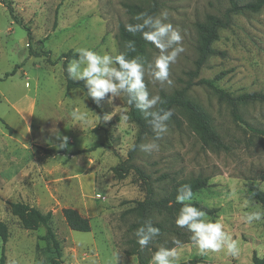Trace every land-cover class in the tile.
<instances>
[{"label":"rangeland","instance_id":"obj_1","mask_svg":"<svg viewBox=\"0 0 264 264\" xmlns=\"http://www.w3.org/2000/svg\"><path fill=\"white\" fill-rule=\"evenodd\" d=\"M142 1L0 0V220L8 229L5 243L0 237L2 264H139L127 252L128 227L135 216L126 210L144 191L135 174L118 178L112 171L128 158L138 127L129 120L123 95L97 104L80 88L67 90L60 54L79 48L121 53L118 27L130 17L124 4ZM229 6L230 0H162L157 17L167 12L164 22L180 30L184 51L170 66L171 85L153 84L146 76L150 96L161 97L185 84L197 56L195 23L210 13L221 16ZM214 46L223 54L211 56L193 81L220 75L217 85L232 96L264 92V6L232 13ZM156 55L158 49L150 44L145 65ZM188 96L209 114L227 148H207L185 124L176 128L166 122L168 131L157 141L160 151L142 150L141 145L155 139L147 136L133 162L153 176H208L209 185L194 191L191 201L213 208L205 219H222L224 230L239 242L236 258L200 255L185 242L175 246L178 262L200 258L198 264H252L254 255L264 256V219L248 225L241 216L264 211L248 193L251 182L264 190V138L250 127H264V103H238V120L203 84H194ZM73 112L83 119H74ZM63 137L67 147L60 149L56 145ZM18 201L51 211L49 225L60 242V258L43 238L46 226L26 229L12 214L10 202ZM64 207L89 216L91 230L70 229Z\"/></svg>","mask_w":264,"mask_h":264},{"label":"trees","instance_id":"obj_2","mask_svg":"<svg viewBox=\"0 0 264 264\" xmlns=\"http://www.w3.org/2000/svg\"><path fill=\"white\" fill-rule=\"evenodd\" d=\"M161 2L162 0H144L139 3L124 4L126 12L130 17L126 22H121L119 24L117 36L121 47V53H125L126 58L131 59L133 57H139L145 64L147 63V47L150 43L143 40L140 33L133 36L131 33L127 32L125 25L137 23L133 17L141 12H146L153 17H157L161 8ZM263 6L264 0H249L243 4L236 0H230V6L221 16L210 13L206 15L203 21H197L195 23L197 32V56L194 60V67L187 71L188 77L183 81L185 83L184 85L174 88L170 93H161L162 103L158 104L156 108L153 109V111L161 108L165 110L170 109L173 115L167 122L171 123L176 128H182L185 124L191 128L199 141L205 147L212 150L227 148V145L221 138L218 131L214 128L209 114L197 102L189 98L188 92L194 84L205 85L214 91L219 100L224 101L229 105L232 116L238 120L242 119L237 109L238 103H264V92L261 91H249L236 96L230 95L217 85L216 80L220 77V75H216V77L212 79L200 77L197 81H193L195 77L199 76V73L211 56L223 54L222 51L215 48L214 43L219 39L221 28L228 25L231 14L241 10L257 12ZM129 40L135 41L136 51H128L125 48V42ZM77 55V52L73 50H68L60 54L66 78V89L80 88L86 93L87 89L84 86L83 80L74 81L68 79L67 77L66 69L68 67V63L70 60L76 58ZM17 67L18 65H16L11 72H6L5 77L13 74ZM124 100L125 102L127 100L125 96ZM127 106L129 108V120L134 122L138 127L137 137L132 149L129 151L128 158L114 165L112 167V171L118 178H124L130 172L135 174L134 179L144 191V197L134 201L135 205L126 210V212L134 213L135 216L134 220L128 227V231L131 236L127 239V243L129 244L127 252L129 254H135L138 257L139 264H149L152 253L160 247L171 249L177 246L173 243L174 240H179L181 244L190 242L191 233L186 229L178 228L174 223L175 217L179 209L182 207V205L177 203L175 200L177 189L183 185H190L192 192L197 191L209 185V177L197 175L189 178H179L168 172H160L156 176H153V173L148 172L143 167L135 164L133 160L137 147L143 143L147 136L156 137V134L152 131L147 119L139 109H137L134 105L129 106L127 104ZM6 127L10 132L12 131L9 125H6ZM250 127L253 131L257 132L264 138V127ZM46 151L50 152L52 149H46ZM248 193L253 196L255 200H257L264 208V190L260 189L251 182L248 185ZM185 203L192 204L193 206L202 209L207 214L214 212L213 208H208L197 201H186ZM10 209L12 214L19 218L21 225L26 229H35L40 224L46 226L47 232L43 238L51 241L57 258L62 256L60 242L49 225L52 215L51 211L44 213L34 206H30L27 203L19 201L10 202ZM62 214L70 229L85 232L91 230V218L82 214L77 209L73 207H64L62 209ZM148 222H150L154 227H158L160 229V235L154 237L150 241L149 245L141 250L133 233L138 227ZM0 237L3 243L7 241V225L1 220ZM2 260L3 259H1L0 264H2ZM201 261L202 260L200 258H191L178 262V264H198ZM252 264H264V256L259 257L254 255L252 258Z\"/></svg>","mask_w":264,"mask_h":264},{"label":"clouds","instance_id":"obj_3","mask_svg":"<svg viewBox=\"0 0 264 264\" xmlns=\"http://www.w3.org/2000/svg\"><path fill=\"white\" fill-rule=\"evenodd\" d=\"M167 12H161L159 17H153L146 12L136 14L133 19L135 24H126L127 32L135 36L140 33L143 40L158 49V55L145 65L139 57L126 58L125 53L111 55L108 52L100 54L88 48L77 49V57L72 59L68 67L67 77L74 81H84L87 89V97L99 104L105 97L108 102L122 95L127 98L129 106H135L145 116L152 131L156 134L155 139L147 144L141 145L143 151L159 152L160 145L157 142L161 136L168 131L167 121L173 115L170 109H159L153 111L162 103L159 95L149 94L145 83L146 76L153 84H168L170 79V66L177 62V58L184 51L182 46L183 37L178 28L172 23H166ZM128 51H136L135 41L125 42ZM74 119H83V115L73 112ZM127 119V116L124 117ZM67 137L61 139L56 147L63 149L67 147ZM193 192L190 185H183L177 189L175 200L181 204L175 217V225L186 229L191 233L190 242L197 253L204 255L208 252L222 253L231 258L240 254L239 242L233 239L225 230L222 219L216 221L206 220L207 213L192 204ZM247 202L245 207H247ZM264 219V211L245 212L241 221L251 225L253 222ZM136 242L141 250L146 248L150 241L160 235V229L154 227L150 222L145 223L134 231ZM177 246L181 245L179 240H174ZM150 264H178V252L176 248L160 247L151 255Z\"/></svg>","mask_w":264,"mask_h":264}]
</instances>
